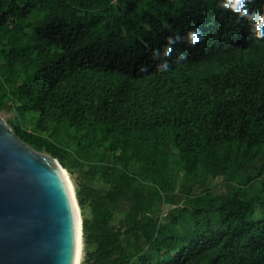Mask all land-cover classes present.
<instances>
[{
    "label": "trees",
    "instance_id": "obj_1",
    "mask_svg": "<svg viewBox=\"0 0 264 264\" xmlns=\"http://www.w3.org/2000/svg\"><path fill=\"white\" fill-rule=\"evenodd\" d=\"M249 28L220 0H0V112L101 181H77L82 264H264V40Z\"/></svg>",
    "mask_w": 264,
    "mask_h": 264
},
{
    "label": "water",
    "instance_id": "obj_2",
    "mask_svg": "<svg viewBox=\"0 0 264 264\" xmlns=\"http://www.w3.org/2000/svg\"><path fill=\"white\" fill-rule=\"evenodd\" d=\"M61 167L0 114V264H76L78 217Z\"/></svg>",
    "mask_w": 264,
    "mask_h": 264
},
{
    "label": "clouds",
    "instance_id": "obj_3",
    "mask_svg": "<svg viewBox=\"0 0 264 264\" xmlns=\"http://www.w3.org/2000/svg\"><path fill=\"white\" fill-rule=\"evenodd\" d=\"M251 2L252 0H220V7L236 14L237 19H246L250 25L249 31L254 34L256 40H264V12H257L255 10L250 11L248 5ZM203 39L204 36L200 33L199 29H193L186 35V41L192 47H195ZM174 42L175 41L169 38V44L165 46L163 52L164 56L170 55L172 52L171 44ZM154 56L158 58L159 54L154 52ZM176 59L178 62L184 60L185 56L183 53H180L177 55ZM157 70L161 72L168 71V62L166 60L162 61L157 65Z\"/></svg>",
    "mask_w": 264,
    "mask_h": 264
},
{
    "label": "rangeland",
    "instance_id": "obj_4",
    "mask_svg": "<svg viewBox=\"0 0 264 264\" xmlns=\"http://www.w3.org/2000/svg\"><path fill=\"white\" fill-rule=\"evenodd\" d=\"M14 109L11 108V107H8L6 109H4L3 111L0 112V114L2 115V117L6 120H10V118L13 117L14 115ZM45 152V151H43ZM70 163V161H68ZM66 169V168H64ZM73 171H70L69 169L66 171L70 174L71 176V179L73 181V185H74V189H75V193H76V190H77V181L78 179H80V181L84 184H87V185H91L93 187H99L101 185V181L98 179V178H89V175L87 173L88 171V166H85V167H73L72 168ZM80 183V182H79ZM221 179H217L215 180L214 182H212L213 184V188L216 189V191H219V190H222V186H221ZM258 189H259V182H254L253 185H252V188H251V193L255 194L256 192H258ZM199 191V190H197ZM168 203H166L164 205V213L167 212V210L170 208V206H167L165 208V206L167 205ZM80 211H81V208H80ZM119 215H122L121 213H118ZM261 216V212L260 210L258 209L255 216L253 217V219H258L259 217ZM82 219V217H81ZM83 247H84V243H83V238H82V248H81V258H80V261H79V264H82L84 259H85V253H84V250H83Z\"/></svg>",
    "mask_w": 264,
    "mask_h": 264
},
{
    "label": "bare ground",
    "instance_id": "obj_5",
    "mask_svg": "<svg viewBox=\"0 0 264 264\" xmlns=\"http://www.w3.org/2000/svg\"><path fill=\"white\" fill-rule=\"evenodd\" d=\"M62 172L63 175L65 177V180L68 184V187L70 189L72 198H73V202L76 208V213H77V217H78V232H79V238H78V250H77V260H76V264H79L80 258H81V248H82V236H81V215H80V209H79V205L75 200L74 194H75V189H74V185H73V181L71 179L70 174L66 171V169H64V167L62 166Z\"/></svg>",
    "mask_w": 264,
    "mask_h": 264
}]
</instances>
